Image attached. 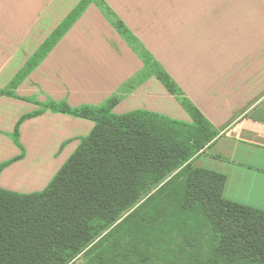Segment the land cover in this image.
<instances>
[{"label": "crops", "instance_id": "obj_1", "mask_svg": "<svg viewBox=\"0 0 264 264\" xmlns=\"http://www.w3.org/2000/svg\"><path fill=\"white\" fill-rule=\"evenodd\" d=\"M82 1L0 0V89L20 96H0V162L20 154L10 134L40 109L34 98L80 106L122 95L117 114L147 109L192 122L106 17L110 8L218 131L194 164L204 167L212 150L205 168L227 175L224 196L264 210V0H89L76 14ZM42 47L44 58L11 88ZM94 125L51 109L28 118L27 154L1 172L0 187L44 189Z\"/></svg>", "mask_w": 264, "mask_h": 264}, {"label": "trees", "instance_id": "obj_2", "mask_svg": "<svg viewBox=\"0 0 264 264\" xmlns=\"http://www.w3.org/2000/svg\"><path fill=\"white\" fill-rule=\"evenodd\" d=\"M107 9L106 17L144 69L177 98L192 122L147 109L117 114L122 95L80 106L30 99L41 107L18 120L12 136L22 153L0 162V174L26 154L20 142L26 119L51 109L95 125L42 191L0 187V264H69L81 253L82 264H264V210L226 198L227 175L194 164L218 131ZM47 52L42 47L10 87ZM1 95L20 98L9 89H0Z\"/></svg>", "mask_w": 264, "mask_h": 264}, {"label": "rangeland", "instance_id": "obj_3", "mask_svg": "<svg viewBox=\"0 0 264 264\" xmlns=\"http://www.w3.org/2000/svg\"><path fill=\"white\" fill-rule=\"evenodd\" d=\"M119 34H120V33H119ZM120 35H121V34H120ZM138 56H139V55H138ZM148 74H149V73H148ZM25 114H26V113H25ZM72 116H73V115H72ZM30 118H31V117H30ZM26 120H27V119H26ZM42 132H43V133H46V132H52V131L44 130V131H41V133H42ZM12 133H13V132H12ZM12 133H11L10 135H11V137H12L13 140H14V137L12 136ZM47 134H48V133H47ZM87 135H88V134H87ZM87 135H86V136H87ZM82 137H84V136H81L80 138H82ZM14 142H15V141H14ZM20 142H21V141H20ZM15 143H16V142H15ZM67 143H68V142H67ZM16 144H17V143H16ZM17 145H18V144H17ZM22 145H23V144H22ZM18 146H19V145H18ZM23 146H24V145H23ZM24 147H25V146H24ZM19 148H20V151H21L20 154H21V153H22V148H21L20 146H19ZM25 153L27 154V148H26V147H25ZM20 154H19V155H20ZM26 154H25V156H26ZM71 155H72V154H71ZM71 155H70V156H71ZM25 156H24V157H25ZM70 156H69V157H70ZM211 156H212V150L209 149V151L206 153L205 157H201V158L199 159V162L201 163V165L204 166V167H212V159L210 158ZM14 157H15V156H14ZM69 157H68V158H69ZM11 158H13V157H11ZM11 158H9V159H11ZM68 158H67V159H68ZM9 159H7V160H9ZM67 159L63 162V164L67 161ZM7 160H4V161H7ZM17 161H18V160H17ZM34 163H35V162L33 161L32 163H29L27 166H32ZM63 164H62V165H63ZM195 164L198 165V162H196ZM34 166H35V165H34ZM175 173H176V172H175ZM173 174H174V173H173ZM173 174H171L169 177H171ZM169 177H168V178H169ZM168 178H167V179H168ZM52 179H53V178H51V180H52ZM51 180H50V181H51ZM50 181H49V182H50ZM49 182H48V184H49ZM48 184H47V185H48ZM47 185H46V186H47ZM46 186H45V187H46ZM42 190H43V189H42ZM42 190H40V191H42ZM11 191H12V190H11ZM36 192H39V191H35V193H36ZM33 193H34V192H33ZM84 260H85L84 254L81 253L79 256H77L75 259H73L69 264H82Z\"/></svg>", "mask_w": 264, "mask_h": 264}]
</instances>
